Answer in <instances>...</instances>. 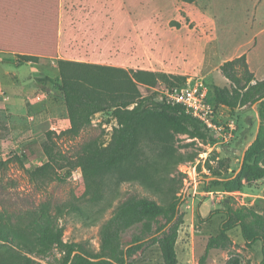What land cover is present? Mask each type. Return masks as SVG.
Wrapping results in <instances>:
<instances>
[{
    "label": "rangeland",
    "instance_id": "obj_1",
    "mask_svg": "<svg viewBox=\"0 0 264 264\" xmlns=\"http://www.w3.org/2000/svg\"><path fill=\"white\" fill-rule=\"evenodd\" d=\"M213 2L218 29L210 33L209 38L205 36L199 41L197 37L203 32L196 28L198 20L192 21L191 18L197 7L188 2L103 0V5L106 4L102 16L103 33L112 28V34H117L116 45L111 40L110 46V40L105 41L108 38L103 35L101 47L88 46L82 52L85 40L80 36L78 40L75 33L66 40V50L71 51V58H75L70 61L124 68L129 72L147 70L171 76L204 78L214 95L216 86H229V81L226 83L224 75L216 72L220 62L215 63L207 56L212 53L220 60L238 48L246 37L244 30L238 33L237 28L244 27L241 22L244 16L247 19L254 16L256 6L255 0ZM2 3L8 11L10 8L21 10L23 15L19 18L23 25L28 13L32 12L36 19L34 30L38 34L39 52L50 51L56 46L66 12L93 7L92 0H2ZM257 10L255 26L264 21V5ZM72 19L75 28L83 34L77 24L78 16L72 15ZM233 28L235 31H231ZM78 58H87V61H78ZM45 81L43 88L47 94L43 97L51 102L53 115L36 128L38 133L35 136L30 132L27 138H17V144L8 147L0 144V160L9 159V163L0 169L1 209L23 211L49 203L64 229V240L98 253L102 226L123 202L147 197L168 203L181 198L180 213L184 222L177 241L180 264H227L232 255L240 256L242 264L261 263L262 242L248 243L240 226L230 231L231 243L227 248L211 249L207 253L208 240L219 232L228 208L264 210V179L245 184L236 191H227L222 186L209 188L213 176L206 167L211 154L217 152L222 158H230L229 173L238 171L243 153L258 128L257 105L235 111L226 106L218 107L222 122H235L234 135L229 141L214 138L208 131L207 139L175 133L162 122L150 119L140 131L139 156L132 163L126 162L118 169L101 173L100 186L95 189L88 187L82 170L72 162L84 142L98 136L105 144L109 142L113 126L118 123L116 113L111 109L94 114L91 125L77 138L71 139L63 135V131L71 127V121L60 89V71L51 73ZM164 86L170 85L162 77L155 84L138 83L143 96L154 93L157 97L155 88ZM9 122L24 123L0 115V137L11 133ZM50 135L54 136L53 140L49 139ZM48 143L57 160L45 174L32 180L29 171L49 160L44 150ZM95 194L97 199L93 198ZM163 223L164 220L160 219L159 225ZM129 240V236L124 237L125 243ZM48 258L60 264L58 252ZM133 258L135 264H165L158 244L138 251Z\"/></svg>",
    "mask_w": 264,
    "mask_h": 264
},
{
    "label": "trees",
    "instance_id": "obj_2",
    "mask_svg": "<svg viewBox=\"0 0 264 264\" xmlns=\"http://www.w3.org/2000/svg\"><path fill=\"white\" fill-rule=\"evenodd\" d=\"M183 1L193 3L196 0ZM22 57L27 61L39 59L29 55ZM58 66L60 89L71 121V127L63 131V135L77 138L91 125L92 116L98 112L114 109L118 119L107 144L99 136L84 142L72 162L82 170L89 188H99L101 173L118 169L126 162L132 163L139 156L140 131L150 119L162 122L175 133L202 139L208 137V129L184 107L164 104L154 93L143 96L138 87L139 82L155 84L159 77L170 86L181 85L187 77L147 70L129 72L124 68L70 60H59ZM220 70L230 81V86H216L213 100L233 111L258 106L259 125L241 169L229 173L230 158H222L217 152H213L206 162L213 176L209 188L222 186L227 191H236L245 184L264 179V79H255L245 54L225 61ZM49 139L53 140L54 136L50 135ZM44 150L49 160L29 171L32 180L45 174L57 160L49 143L44 145ZM7 163L9 159L0 160V169ZM97 197V194L93 195L94 199ZM181 201V198H175L160 203L139 197L123 202L102 226L98 253L64 240V229L49 203L23 211L10 212L0 208V264H55L48 258L55 252L60 254V264H135L133 255L155 244L160 247L165 264H180L177 241L184 222L180 213ZM160 219L164 220L162 225H159ZM237 226L241 227L248 243L262 242L260 264H264V210L251 207L226 210V220L219 232L208 240L207 253L211 249L227 248L231 243L230 231ZM125 236L130 237L126 243ZM227 264H242L240 256L232 255Z\"/></svg>",
    "mask_w": 264,
    "mask_h": 264
},
{
    "label": "crops",
    "instance_id": "obj_3",
    "mask_svg": "<svg viewBox=\"0 0 264 264\" xmlns=\"http://www.w3.org/2000/svg\"><path fill=\"white\" fill-rule=\"evenodd\" d=\"M213 1L196 0L190 3L197 7V11L192 12V21L197 19L196 28L203 32L197 37L199 41L205 36L206 39L209 38L212 36L210 33L218 29ZM92 2L93 7H83L79 10L74 8L72 11L66 12V17L62 18L61 29L57 34L56 46L50 51L39 52L38 34L34 30L36 19L32 12L28 13L27 22L23 25L22 19L19 18V15H23L21 10L10 8L11 10L8 11L0 0V115L7 119L14 117L16 120L24 122L19 124L9 122L11 133L0 137V144H4V147L17 144V138L20 140L27 138L30 132L35 136L38 133L35 131L36 128L53 115L51 102L44 98L47 94L46 88H43L46 83L45 78L51 73L59 72L58 60L75 59L69 56L71 51L66 50L68 49L66 40H69L71 35L77 33L78 40L82 38L85 40L82 52L86 51L88 46L101 47L103 35L108 38L105 41L110 40V46L112 45L111 40L116 45L114 40L116 41L117 34L116 32L112 34V28L109 27V30H105L107 32L103 33L104 20L102 16L106 4L103 5V0H92ZM254 4L256 6L254 16L251 19L244 16L241 21L244 27L237 28L238 33L244 30L246 37L238 48L220 60L212 53L208 54L207 57H210L211 61L220 62L216 72H221L220 66L225 61L245 54L255 79H264V21L254 25L258 16L257 9L264 5V0H255ZM24 14L27 13L24 12ZM72 15L78 16L77 24L82 28L83 34L75 28ZM231 31H235V29L233 28ZM24 55L37 56L39 59L27 61L22 57ZM77 60L87 61V58H78ZM227 81L229 80L226 78V83ZM38 95L44 97L38 100ZM67 120L69 121V119Z\"/></svg>",
    "mask_w": 264,
    "mask_h": 264
},
{
    "label": "built area",
    "instance_id": "obj_4",
    "mask_svg": "<svg viewBox=\"0 0 264 264\" xmlns=\"http://www.w3.org/2000/svg\"><path fill=\"white\" fill-rule=\"evenodd\" d=\"M155 91L158 99L164 104L184 107L186 112L199 120L214 138L229 141L233 137L235 122L233 120L222 122L219 119L218 107L224 105L213 100L211 87L204 78L188 77L184 84L155 88ZM37 98L41 100L43 96L38 95Z\"/></svg>",
    "mask_w": 264,
    "mask_h": 264
},
{
    "label": "water",
    "instance_id": "obj_5",
    "mask_svg": "<svg viewBox=\"0 0 264 264\" xmlns=\"http://www.w3.org/2000/svg\"><path fill=\"white\" fill-rule=\"evenodd\" d=\"M259 125V124H258ZM252 143V142H251ZM250 143V144H251ZM249 147V146H248ZM248 147L245 149V151H244V153H243V156H242V159H241V164H240V168L238 169V171L241 169V167H242V165H243V163H244V161H245V155H246V150L248 149ZM237 171V172H238Z\"/></svg>",
    "mask_w": 264,
    "mask_h": 264
}]
</instances>
